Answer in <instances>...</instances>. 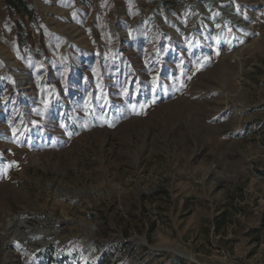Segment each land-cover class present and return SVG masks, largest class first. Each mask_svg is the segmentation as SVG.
Here are the masks:
<instances>
[{"label":"rangeland","instance_id":"1","mask_svg":"<svg viewBox=\"0 0 264 264\" xmlns=\"http://www.w3.org/2000/svg\"><path fill=\"white\" fill-rule=\"evenodd\" d=\"M0 264H264V0H0Z\"/></svg>","mask_w":264,"mask_h":264},{"label":"trees","instance_id":"2","mask_svg":"<svg viewBox=\"0 0 264 264\" xmlns=\"http://www.w3.org/2000/svg\"><path fill=\"white\" fill-rule=\"evenodd\" d=\"M27 15H30V13H27Z\"/></svg>","mask_w":264,"mask_h":264}]
</instances>
